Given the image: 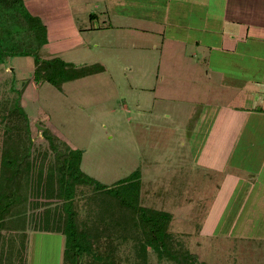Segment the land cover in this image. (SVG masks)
<instances>
[{"label": "rangeland", "instance_id": "obj_1", "mask_svg": "<svg viewBox=\"0 0 264 264\" xmlns=\"http://www.w3.org/2000/svg\"><path fill=\"white\" fill-rule=\"evenodd\" d=\"M37 3L24 1L19 16L41 18ZM91 10L89 4L80 27L85 28ZM156 15L161 16L159 10ZM172 16L179 23L183 19L174 12ZM41 21L47 43L34 40L36 54L76 65L101 63L105 69L58 89L49 82H34V56L4 59L0 101L20 92L19 104L30 118L33 157L41 159L49 148L45 130L59 146L68 143L80 149L81 169L106 185L139 169L140 203L172 215L168 232L173 249L190 253L189 264H264V114H255L260 106L248 108L250 98L245 96L250 93L235 89L241 88L235 79L243 74L235 71V55L214 51L208 57L210 34L196 27L189 34L203 40L197 47L190 38L171 43L166 34L163 40L159 26L147 32L133 27L99 31L90 23L83 41L74 44L67 38L73 36L71 27H61L64 34L57 37L59 26ZM181 33L184 38L183 29ZM134 36H140L142 47L137 48ZM216 64L226 72L215 71ZM3 145L0 125V176ZM79 190L84 192L77 198L83 218L91 189ZM25 207V228L2 234L6 242L12 237L18 242L15 252L8 242L3 245L0 264L23 263L25 256V264H64V235L36 229L40 224L31 217L30 205ZM44 209L36 211L41 216ZM113 241V264H177L149 245L143 250L132 239L122 243L114 236Z\"/></svg>", "mask_w": 264, "mask_h": 264}, {"label": "trees", "instance_id": "obj_2", "mask_svg": "<svg viewBox=\"0 0 264 264\" xmlns=\"http://www.w3.org/2000/svg\"><path fill=\"white\" fill-rule=\"evenodd\" d=\"M23 5L24 0H0V64L10 56L32 55L35 57L34 82H49L58 89H63L66 82L105 69L101 63L76 65L59 56L42 58L36 54L32 43L34 40L42 45L47 43V30L38 16L30 15L27 20V16H19ZM17 93L12 100L0 101V125L4 129L0 252L8 242L4 237L9 236V232L25 228L27 203L31 207V217L40 224L36 229L64 235V264H113L117 248L114 236L122 243L132 239L135 246L143 250L149 245L159 256L165 254L177 264L191 262L190 253L173 249L168 232L172 215L140 203L141 170L133 171L111 186L106 185L81 169L80 149L68 143L59 146L55 136L45 130L42 134L49 148L40 154L43 155L41 159L38 155L33 157L30 118L19 104L21 95ZM83 187L91 190L86 201L87 215L81 218L77 198L81 192L79 188ZM43 206L45 209L40 216L36 210ZM21 236L25 241L26 232ZM16 241L12 237L8 242L12 250ZM13 251H10L12 257ZM24 259L26 262V256Z\"/></svg>", "mask_w": 264, "mask_h": 264}, {"label": "crops", "instance_id": "obj_3", "mask_svg": "<svg viewBox=\"0 0 264 264\" xmlns=\"http://www.w3.org/2000/svg\"><path fill=\"white\" fill-rule=\"evenodd\" d=\"M89 4L92 10L87 14L86 26L80 27L86 22L83 13L88 11ZM37 6V15L44 22L51 21L52 26H59L55 30V36L62 37L64 33H60V29L63 26L72 28L73 38H67L70 41L74 39V44L83 41L81 36L90 23L92 30L97 27L95 30L99 31L133 27L136 32H147L152 31V27L159 26L158 34L161 36L158 37L165 39V35L169 34L171 36L167 40L171 43L187 42L190 38L188 41L195 43L197 47L203 40L192 38L189 34L196 27L210 34L206 37L211 40L210 44L205 46L209 52L208 57L213 56L214 51L222 56L225 53L228 57L235 55V71L243 73L235 79L242 82L241 88L235 89L250 93L245 96L246 99L250 98L248 108L252 110L260 106L255 114H264V0H38ZM157 10L161 16L156 15ZM173 12L175 16L183 17L182 20L179 18L180 23L173 20ZM96 20L99 21L98 24H95ZM171 25H176L175 31L167 30ZM182 29L185 32L184 38L181 36ZM139 38L140 36L138 39L135 37L137 48L144 45ZM214 70L223 74L226 72L218 64ZM261 157L263 165L264 149Z\"/></svg>", "mask_w": 264, "mask_h": 264}]
</instances>
